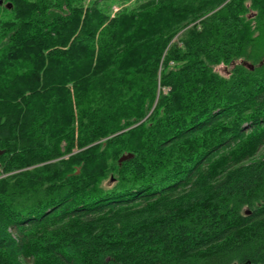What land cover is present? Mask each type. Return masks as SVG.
Masks as SVG:
<instances>
[{
  "label": "trees",
  "instance_id": "trees-1",
  "mask_svg": "<svg viewBox=\"0 0 264 264\" xmlns=\"http://www.w3.org/2000/svg\"><path fill=\"white\" fill-rule=\"evenodd\" d=\"M0 2V264H264V0Z\"/></svg>",
  "mask_w": 264,
  "mask_h": 264
},
{
  "label": "water",
  "instance_id": "water-1",
  "mask_svg": "<svg viewBox=\"0 0 264 264\" xmlns=\"http://www.w3.org/2000/svg\"><path fill=\"white\" fill-rule=\"evenodd\" d=\"M0 4H1V2H0ZM7 8L9 9L10 8V6H7ZM250 69L252 70L253 69V67H250ZM3 154V151H1L0 150V156ZM131 158V155H125V156H122L121 158H120V160H119V163H121V162H123V161H126V160H128V159H130Z\"/></svg>",
  "mask_w": 264,
  "mask_h": 264
},
{
  "label": "rangeland",
  "instance_id": "rangeland-1",
  "mask_svg": "<svg viewBox=\"0 0 264 264\" xmlns=\"http://www.w3.org/2000/svg\"><path fill=\"white\" fill-rule=\"evenodd\" d=\"M217 71H219V73H221V74H226V69L223 68V67H219V68H217ZM262 154H264V147H262V148L260 149V151H259V153H258V156H260V155H262Z\"/></svg>",
  "mask_w": 264,
  "mask_h": 264
}]
</instances>
